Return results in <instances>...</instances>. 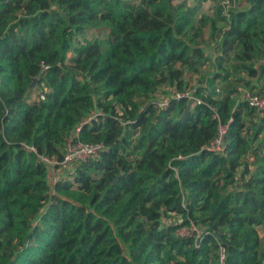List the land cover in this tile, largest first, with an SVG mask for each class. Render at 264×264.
Here are the masks:
<instances>
[{
  "label": "trees",
  "instance_id": "1",
  "mask_svg": "<svg viewBox=\"0 0 264 264\" xmlns=\"http://www.w3.org/2000/svg\"><path fill=\"white\" fill-rule=\"evenodd\" d=\"M193 1L0 0V264H264V116L213 86L262 77L237 47L264 35V0L232 12L201 103L160 109L211 61ZM75 131L103 149L52 183L23 144L60 161Z\"/></svg>",
  "mask_w": 264,
  "mask_h": 264
},
{
  "label": "built area",
  "instance_id": "2",
  "mask_svg": "<svg viewBox=\"0 0 264 264\" xmlns=\"http://www.w3.org/2000/svg\"><path fill=\"white\" fill-rule=\"evenodd\" d=\"M239 0H219L218 3L220 5V9L217 10V15L220 18H224L225 21H229L232 12L238 10V2ZM261 63H264V59ZM43 68H47L44 62L41 63ZM242 101L246 102L249 107L253 108L257 114H260L264 111V81L262 86L257 91H244L241 93ZM43 99L44 97L41 96ZM187 98L193 100L194 103H201V99L193 95V89L186 87L183 91H175L170 94V96L164 97V99L158 101V107L163 109L169 99H182ZM216 118L217 115H215ZM89 119V118H88ZM86 119V121H88ZM78 128H76V131ZM227 130V124L218 123L216 136L207 146V149L214 152H222L223 150V138ZM72 136H70L63 147L62 150V158L60 161L55 158L48 157L46 155L40 154L37 152L36 148L31 144H23V148L28 151L35 153L36 157L39 161L44 162L45 164L50 166V179L52 183L58 181L61 177L66 176L67 173L72 171L74 164L85 162L89 158H94L98 155V153L103 149L102 144H94L90 142H82L78 140H74L73 138L76 136V132ZM198 233L195 226L190 224L188 226H182L177 229V234L180 236H195L196 246L198 244ZM224 257V250L220 249V260L222 262Z\"/></svg>",
  "mask_w": 264,
  "mask_h": 264
},
{
  "label": "rangeland",
  "instance_id": "3",
  "mask_svg": "<svg viewBox=\"0 0 264 264\" xmlns=\"http://www.w3.org/2000/svg\"><path fill=\"white\" fill-rule=\"evenodd\" d=\"M173 1L177 2V0H173ZM215 2L216 3L209 8L205 9V7H204L202 11H201V6H202V4H201L200 9H199L198 15L202 13V15L204 14V15L208 16L209 18L214 20L215 26H216V23H219L218 21H220L221 27L216 26L217 27L216 35L213 38L210 37L211 28L209 26L204 28V33L206 34V38L204 40L202 47L206 51V54L210 58L211 61L208 64H206V66L202 67L198 71V73H196V77L194 79H192L190 77L189 73L187 74V76H186V78H187L186 87H189L190 89L204 85L206 80L209 79L211 76H213V74L215 73V70H216L215 65H217V64H215V60L221 54V51L217 48V43L219 42L220 39H222L221 37L223 36L224 32L229 27V24L227 23V21H225L224 19H220V17H218V15L216 14L217 9H218V1L216 0ZM187 3L190 6L194 5L193 0H187ZM247 3H248V5H247L248 6L247 9H248L250 6V3L248 0H247ZM213 6H215L214 9L212 11H210L213 8ZM241 9H242V7H241ZM241 9L238 8V10H241ZM247 9H245V10H247ZM94 34L99 35V33H97V32H94ZM261 38L264 39V35H262V33H260L259 36L254 37L252 39L246 38L245 40H243L244 42L242 43V45L237 47V50H240V51L245 50V51L249 52L250 49L253 47V45L255 46L254 47L255 50H254V52H252L254 55V57H253L254 61L252 63V67H254V68H258L259 63L262 62V60L264 59V40L261 41L260 40ZM236 64H237V61H235L233 59V57H231V59L230 58L228 59V64H226V66H231V65H236ZM246 64L250 65L251 62L250 61L246 62ZM237 70L238 69H236V71ZM239 70H242V69H239ZM220 72H223V70H221ZM242 72L243 71H237V72L231 74L227 80H223L222 75L220 77L218 76L219 78H216L215 84L213 86L215 88H218L220 90V92H221V90H223L225 88V85H228L230 82H233V84H239L240 87H242L244 85V82L247 80L246 78L242 77V75H241ZM243 74L245 76H247L245 73H243ZM261 78L262 77L257 78L258 79L257 82L262 83L263 81ZM250 83H251V81H249V84ZM241 90H244V89H241ZM246 90L252 91L251 86H250V89L246 88ZM172 92H173V89L160 88L159 95L157 98L162 100V99H164V97L170 96V94ZM34 95H35V91H34ZM256 116L259 119V118L264 116V113L256 114ZM170 220L176 222L177 218L175 216H170ZM260 233L262 234V231Z\"/></svg>",
  "mask_w": 264,
  "mask_h": 264
},
{
  "label": "crops",
  "instance_id": "4",
  "mask_svg": "<svg viewBox=\"0 0 264 264\" xmlns=\"http://www.w3.org/2000/svg\"><path fill=\"white\" fill-rule=\"evenodd\" d=\"M216 0H205V1H203L201 4H202V6H201V11L203 10V8L205 7V9L206 8H209V7H211L212 5H214L216 2H215ZM219 1V0H218ZM249 1V3H250V1L251 0H248ZM238 7H239V9H241V7H242V9L241 10H245V9H247V5H248V3H247V0H239L238 2ZM214 7L215 6H213V8L210 10V11H212L213 9H214ZM217 14V13H216ZM219 17V16H218ZM219 23H216V26L217 27H221V22L220 21H218ZM223 27V26H222ZM222 29V28H221ZM205 38H206V34L204 33V40H205ZM205 51V50H204ZM206 52V51H205ZM206 54V53H205ZM260 64V63H259ZM264 73V72H263ZM188 74V73H187ZM187 74H185V80H186V82H187V78H186V76H187ZM190 74V77L192 78V79H194L195 77H196V74H192V73H189ZM241 75H242V77L243 78H246V79H248V81H251V83L249 84V86H247V85H243L242 87H240V85L239 84H233V82H230V85L229 86H227V85H225V88L223 89V90H221V93H223V92H225V91H228V90H230V89H234L235 91H234V93H233V96H234V98L236 99V101H239L240 99H241V93L242 92H244V91H248V90H246V88H249L250 89V86H251V89H252V91L251 92H253V91H257L261 86H262V83H260V82H257V78H259L260 77V75H259V73H258V75L256 76V77H247V76H245L243 73H241ZM262 81H264V74L262 75ZM206 83V82H205ZM204 83V84H205ZM241 89H244V90H241ZM237 91V92H236ZM250 91V90H249Z\"/></svg>",
  "mask_w": 264,
  "mask_h": 264
},
{
  "label": "water",
  "instance_id": "5",
  "mask_svg": "<svg viewBox=\"0 0 264 264\" xmlns=\"http://www.w3.org/2000/svg\"><path fill=\"white\" fill-rule=\"evenodd\" d=\"M36 82H37V78H34L32 83H31V85H30V87H32Z\"/></svg>",
  "mask_w": 264,
  "mask_h": 264
}]
</instances>
